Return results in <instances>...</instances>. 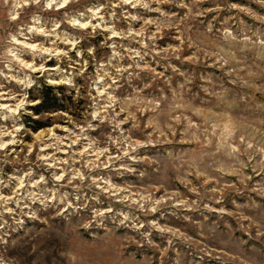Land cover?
Wrapping results in <instances>:
<instances>
[{
	"label": "rangeland",
	"instance_id": "rangeland-1",
	"mask_svg": "<svg viewBox=\"0 0 264 264\" xmlns=\"http://www.w3.org/2000/svg\"><path fill=\"white\" fill-rule=\"evenodd\" d=\"M0 145V264H264V0H0Z\"/></svg>",
	"mask_w": 264,
	"mask_h": 264
},
{
	"label": "clouds",
	"instance_id": "clouds-1",
	"mask_svg": "<svg viewBox=\"0 0 264 264\" xmlns=\"http://www.w3.org/2000/svg\"><path fill=\"white\" fill-rule=\"evenodd\" d=\"M70 23H72L73 25H77L78 24V21L76 20V19H72L71 21H70ZM80 27H83V25H79ZM30 31L32 30V29H29ZM41 31H42V29H41ZM47 34V33H46ZM115 34V33H114ZM13 39H15V38H13ZM68 41H65V43H67ZM24 47H27V48H29L30 50H36V51H39V52H49L50 51V49H48V48H43V47H39L38 48V46L37 45H35V44H31V45H24ZM89 51H91V49H89ZM77 55L79 56L80 55V53L79 52H77ZM18 59V58H17ZM18 63H20L23 67H25V68H28V67H30V65L29 64H27V63H25L23 60H19L18 59ZM62 71V70H61ZM25 80H27V77H25ZM58 82H62V83H65V84H70L71 83V79H70V77H68V78H64L63 80H61V81H58ZM22 83V82H21ZM25 86H27V85H25ZM36 102H38V101H36ZM26 103H31V101H27L26 100V97H21V99L14 105V106H12V107H9L8 105H4L3 107L6 109V111L7 112H9V113H11L12 115H16V113L19 111V110H22L23 108H24V105L26 104ZM93 115H95V114H93ZM18 130V129H17ZM50 131V130H49ZM15 141H13V140H9L7 143H14ZM4 145H0V147H3Z\"/></svg>",
	"mask_w": 264,
	"mask_h": 264
},
{
	"label": "trees",
	"instance_id": "trees-1",
	"mask_svg": "<svg viewBox=\"0 0 264 264\" xmlns=\"http://www.w3.org/2000/svg\"><path fill=\"white\" fill-rule=\"evenodd\" d=\"M52 89L50 87H44V91L42 93L43 97L37 108L34 109L35 114H39L40 112H48L49 110H54L59 107L56 105V97L54 94L51 95ZM46 96V97H45Z\"/></svg>",
	"mask_w": 264,
	"mask_h": 264
}]
</instances>
